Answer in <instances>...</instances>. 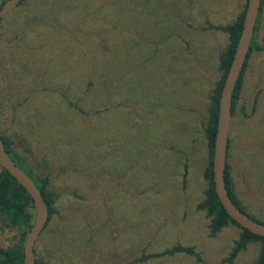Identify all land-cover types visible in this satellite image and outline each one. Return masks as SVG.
<instances>
[{"label": "rangeland", "instance_id": "obj_1", "mask_svg": "<svg viewBox=\"0 0 264 264\" xmlns=\"http://www.w3.org/2000/svg\"><path fill=\"white\" fill-rule=\"evenodd\" d=\"M244 1L26 0L3 19L4 71L14 63L9 80L21 76L37 96L27 101L25 91L16 109L0 110V130L34 172L48 162L58 212L38 250L49 264H125L176 243L193 245L201 260L178 253L132 264L256 257L252 243L223 262L240 230L210 237L196 208L207 155L201 120L227 43L210 24L230 21ZM256 36L263 43L264 7ZM82 107L100 112L82 115ZM238 107L246 115L238 111L230 125V174L244 205L264 219V50L252 55ZM16 232L0 222V246Z\"/></svg>", "mask_w": 264, "mask_h": 264}, {"label": "trees", "instance_id": "obj_2", "mask_svg": "<svg viewBox=\"0 0 264 264\" xmlns=\"http://www.w3.org/2000/svg\"><path fill=\"white\" fill-rule=\"evenodd\" d=\"M5 1L6 0H1L0 6ZM24 1L26 0H22L16 7L21 5ZM32 1L34 2L33 4H35L38 0H32ZM246 4H247V0L244 1L241 11L237 13L230 21L226 22L225 24H215V25L210 24L212 28L217 30L218 29L222 30L226 34L227 43L219 52L218 64H217L219 76L214 82V85L212 86L209 92L205 114L204 116H202V120H201L202 132L207 147V155L202 169V177L203 180L205 181V186L202 190V197L196 204V208L197 210L204 212L205 217L208 220L207 227H208V235L210 237L216 236L225 227L229 225H233L239 228L240 233L238 237L234 239L228 254L223 258V262L231 263L240 252L244 251L250 244L256 243L258 244L259 247L258 253L256 257L248 264H264V237L251 233L246 228L241 227L227 214V212L221 205V202L216 195L214 189L213 170H212V156H213L214 139H215L216 125H217V118H218L220 92L225 77L227 75V72L229 70V67L231 65V61L235 52L237 41L240 36ZM263 7H264V0L261 1V6L257 16L255 30L250 43L247 59L245 61L241 74L236 82L235 89L233 91L232 106H231V112H232L231 124L233 125V127L236 124L234 122L236 120L235 118L241 117V116H236L238 111H242V114L244 112V114L246 115L244 108L239 109L238 101H239V94L242 88L243 80L247 68L249 66L250 60L252 58V55L254 53L264 50V39H263V43H258L256 36ZM14 9H12L8 14L14 12ZM6 16L7 15H5L0 20V31L2 29L1 22ZM80 19L81 17L79 18V20ZM29 28L25 30V35L26 37L31 38V33L33 30L32 28L31 29ZM24 53L27 56V53L26 52ZM24 61L30 62V58L26 60H22L21 63L22 62L25 63ZM2 62L3 61L0 58V110L2 111L3 109H7L9 106H12L13 109H16L17 104L19 106L20 103L21 104L23 103V100L20 101L19 99L21 98L22 95H24L25 91H26V95L24 99H27V101L28 99L29 101H33L37 95L32 94V92H30L27 81L24 83L23 78L14 73H13V80L15 81L11 82V80H9L8 75L12 73L11 69L13 68L14 63L10 64V68H8V63H5L6 64L5 68L7 69V72H5L3 67L4 65H2ZM41 74L42 77L40 76L39 78H34L33 81L36 82L37 79H46L47 77L46 72H43ZM59 80L60 79L57 80L54 86H57V84H59ZM44 82L47 86L51 87L49 82L47 83L45 80ZM52 90L57 91L54 89ZM258 96L259 94L257 93L254 97L255 104L258 100ZM65 99H69V98L64 97V100ZM69 103L72 106L75 105L71 101ZM60 104H61V100H60ZM103 110L108 112L111 110V106L106 105V108ZM78 111L82 115H88V116L95 115L100 112V110L96 109L95 112L92 111L89 113L86 110H84L83 107L78 109ZM243 117L246 118L248 116H243ZM231 132L229 133V138H228L227 161L225 168V183L228 194L231 200L235 203V205L239 207L243 212H245L253 219L264 223V219L260 218L258 215L253 213L250 209H248L244 205V203L242 202V200L239 198V196L235 191L233 178L230 174V164L228 162L229 151L232 142ZM0 136L9 156L33 179V181L36 183V185L42 192L43 197L46 201L49 212V218L45 228L43 229V231L36 240L34 246V255H35V264H49V262L46 261L41 256L38 250V241L40 240L41 235H44V233L46 232V230L48 229L49 225L52 222L53 215L56 212H58L55 203L59 198V193L52 188V184H53L52 174L49 171L48 162H46L44 159L41 160V164L42 167H44L45 173L34 172L29 167L26 157L21 153H18L13 148L12 140L10 136L2 132L1 130H0ZM0 168H1L0 169V222L4 224V226L9 227L10 229H15L17 231L14 236V240L10 244L0 246V264H24L23 246H24L25 236L29 231L33 222L34 205L32 198L26 192V190L1 165ZM46 169H48V171ZM187 171H188V163H184V173H183L184 182L188 173ZM178 253L189 254L195 256L198 260H201L200 254L195 250V247L193 245L176 243L158 252L143 254L140 257L135 258L131 262H127L125 264H132V262L136 263V262L145 261L151 257L159 258L164 256H173Z\"/></svg>", "mask_w": 264, "mask_h": 264}, {"label": "water", "instance_id": "obj_3", "mask_svg": "<svg viewBox=\"0 0 264 264\" xmlns=\"http://www.w3.org/2000/svg\"><path fill=\"white\" fill-rule=\"evenodd\" d=\"M22 0H6L0 6V20L14 9ZM262 0H247L240 36L237 41L231 65L225 77L220 97L218 118L212 156L214 189L227 214L241 227L251 233L264 237V223L243 212L231 200L226 183L225 168L227 161L228 138L231 125L232 95L236 82L247 59L250 43L254 34L257 16ZM0 165L26 190L34 205L32 225L25 236L23 246L24 264H35L34 246L45 228L49 212L42 192L33 179L9 156L0 136Z\"/></svg>", "mask_w": 264, "mask_h": 264}]
</instances>
